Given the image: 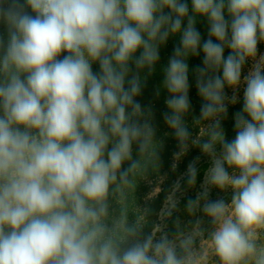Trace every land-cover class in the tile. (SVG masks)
Returning a JSON list of instances; mask_svg holds the SVG:
<instances>
[{
	"label": "clouds",
	"instance_id": "9594fccd",
	"mask_svg": "<svg viewBox=\"0 0 264 264\" xmlns=\"http://www.w3.org/2000/svg\"><path fill=\"white\" fill-rule=\"evenodd\" d=\"M175 36L156 96L167 93L175 157L198 148L210 167L185 203L191 227L176 218L169 232L179 180L150 227L113 200L123 204L157 156L154 112L138 97ZM262 43L264 0H0V264H264ZM201 53L189 122V59ZM241 88L229 141L222 120ZM212 188L230 202L210 200Z\"/></svg>",
	"mask_w": 264,
	"mask_h": 264
},
{
	"label": "rangeland",
	"instance_id": "374dc122",
	"mask_svg": "<svg viewBox=\"0 0 264 264\" xmlns=\"http://www.w3.org/2000/svg\"><path fill=\"white\" fill-rule=\"evenodd\" d=\"M189 5L191 1H188ZM197 30L200 31L202 41L207 39V22L203 19L198 20L197 22ZM172 42L173 49L176 45L179 44V37H170L169 42ZM173 49L170 52H166L163 59H165L161 63V67L166 65L169 57L173 53ZM258 49L260 53H264V43L258 45ZM228 51L226 49L225 55L227 56ZM170 54V55H168ZM203 53H201L198 57H192L189 59V83H190V102L192 105V112L189 114L186 119L191 122L194 116L199 115L201 99L198 96L196 87H195V77H194V69L197 66L202 65ZM251 66V61H249L245 69L242 73L246 74L248 68ZM93 70L98 71L99 67L97 64L93 65ZM227 94L229 96L232 95L231 90L226 89ZM243 89L241 88L238 92L239 99L235 105L228 106V113L226 117L222 120V127L226 134L227 140L234 139L235 129H234V114L238 111L242 110L243 99H242ZM142 96L138 97L139 102L142 104ZM167 96L166 91H162L160 96L157 97V105L155 106L156 112V128L157 133L153 143V150L157 153L155 158L148 159L146 164V170L143 174H138L135 177V189L129 191L127 194V199L121 204L117 199L113 200V208L117 214H119L120 210L126 209L129 221H135L136 219L143 217V223H145L148 227L152 224V218L155 216H159V213L162 208H159L158 202L160 201V196L163 193L165 188L171 191L173 184L176 181H180L181 184V192L177 193L179 199L178 210H176L172 216L178 215L181 219V228L186 229V227H191L189 221L193 219L192 216H189L185 211V203L189 198H195L196 194L201 192L203 181H204V172L210 167V160L207 156L202 154L198 148H190L188 153L183 157L177 159L175 157V153L179 151L177 141L174 136L171 134V130L165 125L163 121V113L167 111V107L164 103V100ZM143 105V104H142ZM201 126L193 125L191 131H193L194 135H198L200 132ZM219 151V148H217ZM136 155L134 149V157ZM199 158L196 161V158ZM196 161V166L199 172L197 178V184L195 186H187L186 185V175L188 165ZM176 165L173 168V165ZM127 166V165H125ZM224 197L226 202H230L231 193H222L218 189L212 188L209 191V199L215 200L217 198ZM159 208V210L157 209ZM150 209L149 215H144V210ZM171 216V217H172ZM207 227V225H205ZM147 231V229H146Z\"/></svg>",
	"mask_w": 264,
	"mask_h": 264
},
{
	"label": "trees",
	"instance_id": "16d2710c",
	"mask_svg": "<svg viewBox=\"0 0 264 264\" xmlns=\"http://www.w3.org/2000/svg\"><path fill=\"white\" fill-rule=\"evenodd\" d=\"M171 49H173V44L171 41L169 42V40H168L167 44L165 46H162L160 49V62L156 66L157 67L156 73L153 76L148 78L147 83H146L144 90H143L142 104H143V106H151L152 107L153 112H154V124H155V126H156V112H155L156 108H155V106L157 105V97H158V96H156V90L160 86L162 79H163V73L161 71V69H162L161 63L165 60V59H163L164 56H166L165 53L166 52L169 53ZM168 55H170V54H168ZM169 192L170 191L167 188H165L163 190V193L160 196L161 197L160 201L158 202L159 208H162L164 206L165 198ZM183 203H186V202H183ZM159 208H157V209L159 210ZM198 215H200V214L198 213ZM176 218H179V220L181 221V219L178 215H174L172 217H165L164 218V224L166 225L167 231H169V232L175 231L174 221ZM159 221H160V216H155L152 218V223L159 222ZM186 228H188V227H186Z\"/></svg>",
	"mask_w": 264,
	"mask_h": 264
}]
</instances>
